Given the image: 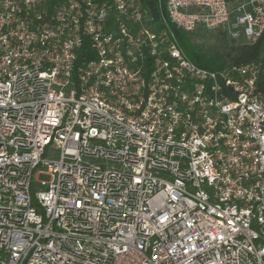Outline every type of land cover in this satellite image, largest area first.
<instances>
[{
	"label": "built area",
	"instance_id": "obj_1",
	"mask_svg": "<svg viewBox=\"0 0 264 264\" xmlns=\"http://www.w3.org/2000/svg\"><path fill=\"white\" fill-rule=\"evenodd\" d=\"M157 3L0 0V264H264L261 62L175 31L253 43L264 0Z\"/></svg>",
	"mask_w": 264,
	"mask_h": 264
},
{
	"label": "trees",
	"instance_id": "obj_2",
	"mask_svg": "<svg viewBox=\"0 0 264 264\" xmlns=\"http://www.w3.org/2000/svg\"><path fill=\"white\" fill-rule=\"evenodd\" d=\"M100 1V0H98ZM152 8L154 15L158 18L157 0H144ZM180 46L191 61L198 66L211 70H219L227 64H246L249 62H261V72L258 80V88L264 96V32L255 42L244 43L238 49L229 52H204L196 44L190 41V34L175 29ZM93 57V53L85 45L79 54V61L84 62Z\"/></svg>",
	"mask_w": 264,
	"mask_h": 264
},
{
	"label": "rangeland",
	"instance_id": "obj_3",
	"mask_svg": "<svg viewBox=\"0 0 264 264\" xmlns=\"http://www.w3.org/2000/svg\"><path fill=\"white\" fill-rule=\"evenodd\" d=\"M190 41L196 44L204 52H229L231 50L238 49L241 44H244L243 38L232 39L226 36L222 31L219 30H204L200 29L190 34ZM95 164L104 163L103 161L92 159ZM39 179H48L47 175L41 174Z\"/></svg>",
	"mask_w": 264,
	"mask_h": 264
}]
</instances>
